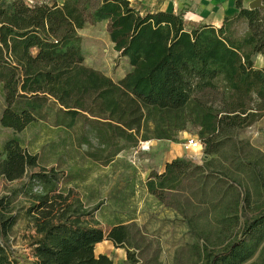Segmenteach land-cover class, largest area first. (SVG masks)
<instances>
[{"label": "trees", "instance_id": "trees-1", "mask_svg": "<svg viewBox=\"0 0 264 264\" xmlns=\"http://www.w3.org/2000/svg\"><path fill=\"white\" fill-rule=\"evenodd\" d=\"M236 5L220 26L191 27L183 11L142 13L129 0H0L1 126L21 133L42 124L52 134L43 150L66 152L55 163L70 167L63 182L75 187L89 177L74 171L67 152L110 166L141 140L179 142L180 132L197 127L203 161L174 158L163 172L152 170L145 186L187 223L194 264H264V154L235 136L264 117V68L254 63L264 54V8ZM103 21L131 67L118 81L85 63L80 30ZM247 147L253 152H242ZM7 165L0 152V178ZM127 167L134 190L136 168ZM37 185L42 196L60 188L52 175L31 174L0 195V264H17L15 201ZM124 190L115 187L111 196L125 202ZM36 209L28 210L35 264H115L95 253L106 239L127 249V264H163L135 223L116 221L108 230L83 224L76 217L88 212L80 200L45 219Z\"/></svg>", "mask_w": 264, "mask_h": 264}, {"label": "rangeland", "instance_id": "rangeland-1", "mask_svg": "<svg viewBox=\"0 0 264 264\" xmlns=\"http://www.w3.org/2000/svg\"><path fill=\"white\" fill-rule=\"evenodd\" d=\"M26 1L35 3L41 0ZM245 28L241 26V32ZM80 34L87 65L111 75L115 80L128 72L129 62L115 50L107 22L88 24L80 30ZM4 106L0 95V116ZM197 131V127L189 125L186 131L178 134L179 142L158 138L141 140L138 146L120 152L116 156V162L110 166L99 162L91 163L82 157V152H67L68 159L71 160L73 156L72 162H77L76 168L73 167L74 171H85L89 177L85 181H79L78 187H75L74 184L66 186L63 182V177L70 167L55 163L56 159L66 152H50L48 148L43 150V145L50 140L52 134L44 130L42 124L17 133L11 128L2 127L0 123V152L8 159L5 173L0 178V195L8 193L12 188H21L31 174L44 180L52 175L60 182V188L48 195L42 196L40 192L35 191L16 198V209L20 217L12 232L11 243L17 264H35L30 246L33 226L28 210L31 206L37 205L33 214L45 219L55 215L60 209L68 213L76 206L77 200H80L88 212L76 217L79 222L105 230L116 221L135 223L146 242L150 243V255L158 251L163 264H194L195 258L186 248L194 242L187 223L182 221L177 211L151 195L145 182L149 172L161 169L167 156L170 158L181 153L187 158L202 162L203 158L195 157L197 152L188 150L185 146L191 136H198ZM235 136L238 140H247L251 147L264 154V117L254 125L238 130ZM56 139L59 137L56 136ZM142 142H147L145 145L150 147L143 149ZM59 150H63V147H59ZM242 152L253 151L247 147ZM128 165L136 168L137 181L134 190L128 188V179L133 174V169L128 168ZM115 187L120 191L125 189V202L121 198L116 200L111 196ZM124 193L122 192L123 195ZM181 247L185 249L182 258L177 261L175 255ZM136 252L139 253V249ZM124 264H127V261Z\"/></svg>", "mask_w": 264, "mask_h": 264}, {"label": "crops", "instance_id": "crops-1", "mask_svg": "<svg viewBox=\"0 0 264 264\" xmlns=\"http://www.w3.org/2000/svg\"><path fill=\"white\" fill-rule=\"evenodd\" d=\"M129 1L131 2L132 6L136 7L142 13L155 12L159 10H167L174 12L183 11L185 20L187 21L188 26L191 27L198 26L200 24H212L215 26H220L223 23L224 18L226 16H232L236 12H238L236 0H129ZM251 1L253 0H244V6L249 7ZM103 22L108 23V21H103ZM123 58L127 59L126 57ZM254 63H255V67L264 68V54L256 55L254 58ZM125 74L122 75L117 80H115L111 75L109 74L107 75L111 76L115 81H118L122 79L125 76ZM182 156L183 154L181 153L171 156L170 158L167 156L164 165L161 167V169L157 171L163 172L165 170L166 163L170 162L174 158L182 157ZM32 233H33L32 236H34L35 234L34 228L32 230ZM31 243L30 246L33 254L34 247L31 245ZM95 253L96 255L105 254L112 257L114 259L115 264H124V262L127 260L126 249L123 247H118L117 245H115L113 241L107 239L97 244L95 248ZM114 256H118V258L116 259V257ZM33 261H36V258L34 256H33Z\"/></svg>", "mask_w": 264, "mask_h": 264}, {"label": "built area", "instance_id": "built-area-1", "mask_svg": "<svg viewBox=\"0 0 264 264\" xmlns=\"http://www.w3.org/2000/svg\"><path fill=\"white\" fill-rule=\"evenodd\" d=\"M30 4H34V3H30ZM142 143H143V149H148L150 147V145H148V146L145 145V143H147V142H142ZM185 146H186V149L194 150L195 152H197L195 157L200 156L203 159L206 157L205 151H204V145H203L201 139L199 138V136H191L188 139ZM203 159H202V161H203ZM41 190H42L41 186L37 185L35 187L36 192H40Z\"/></svg>", "mask_w": 264, "mask_h": 264}, {"label": "water", "instance_id": "water-1", "mask_svg": "<svg viewBox=\"0 0 264 264\" xmlns=\"http://www.w3.org/2000/svg\"><path fill=\"white\" fill-rule=\"evenodd\" d=\"M249 7L251 9L264 8V2H263V0H253V1L250 2Z\"/></svg>", "mask_w": 264, "mask_h": 264}]
</instances>
